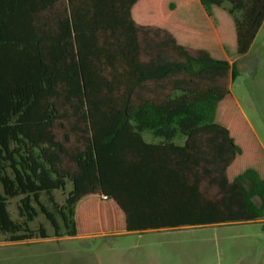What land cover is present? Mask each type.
Listing matches in <instances>:
<instances>
[{"label":"trees","instance_id":"1","mask_svg":"<svg viewBox=\"0 0 264 264\" xmlns=\"http://www.w3.org/2000/svg\"><path fill=\"white\" fill-rule=\"evenodd\" d=\"M139 1L10 0L11 19L24 23L11 30L19 66L0 96V234L8 241L50 237L29 226L39 213L52 237L264 219V153L227 83L238 74L230 58L247 54L264 20V0H198L211 18L227 4L229 59L188 49L163 28L165 8L189 0L150 1L147 17L161 25L142 17L147 0L132 13ZM57 127L67 128L62 139ZM143 131L161 142H145ZM69 132L75 144L66 145ZM67 184L58 203L53 192Z\"/></svg>","mask_w":264,"mask_h":264},{"label":"rangeland","instance_id":"2","mask_svg":"<svg viewBox=\"0 0 264 264\" xmlns=\"http://www.w3.org/2000/svg\"><path fill=\"white\" fill-rule=\"evenodd\" d=\"M150 1L141 8L142 17L149 23L163 24L159 17H147L145 9ZM247 53L245 65L251 75L238 73L229 87L264 145V21ZM65 130L55 129L58 139L63 138ZM142 135L160 139L149 131H143ZM75 141L76 135L69 132L66 145ZM69 188L67 184L65 191L55 190V201L63 202ZM214 191L210 190L209 194L213 195ZM17 199H10L8 204L13 219L17 218ZM41 200L51 208L44 195ZM40 224L50 237L36 238L29 243L3 244L8 240L0 234V264H264L263 220L71 237H52V227L41 213L29 226L37 228Z\"/></svg>","mask_w":264,"mask_h":264},{"label":"crops","instance_id":"3","mask_svg":"<svg viewBox=\"0 0 264 264\" xmlns=\"http://www.w3.org/2000/svg\"><path fill=\"white\" fill-rule=\"evenodd\" d=\"M141 3L142 0H140L134 5L132 9L133 14L136 6L140 5ZM9 5H10V0H0V96H3L4 92L5 94H8V88L10 83L9 81L10 70L11 67H14V62H16L17 68L19 66L20 45L18 42L16 44V48L12 47L13 49H11V43H12L11 30L12 31L16 30L17 32L21 27L20 23L21 22L24 23L23 21L24 18H21L20 15H17L16 19L14 18L15 23L13 22V19H11V15H10ZM163 14H164L163 28H165L168 32H170L179 44L185 46L188 49L191 48L192 50L197 49L198 47H202L207 49L210 52V54H213L215 56H224L229 59V54L227 52V49L225 48V43L226 44L228 43V49H229V41L232 43L234 39V29H233L232 18L230 15L227 14L226 10L223 7L214 8L213 18H211L205 14L198 0H189L187 3L185 2V3H181L180 5H177L173 10L172 9L170 10L169 8H165ZM201 23L207 25L209 30L205 32L201 31L199 29ZM261 26L258 29L249 47V50L252 47V44L256 39L258 32L261 29ZM11 54H13L12 59H11ZM15 54L17 55L16 61L14 57ZM247 54L244 57H246ZM244 57L239 58L238 56H233L232 58H230V63L233 62L236 63V69L238 70V73H243L244 75H248V74L251 75V73L249 72L250 70H247V67L245 65V61L247 57L246 58ZM233 80H231V72H229L227 77V83L231 96L234 99L235 104L239 109L240 113L242 114L243 118L247 122L255 140L257 141V143L259 144L260 148L264 153L263 143L257 136L256 132L254 131L250 123L248 122L239 104V101L234 96L231 86L229 87V84ZM141 136L143 140L147 143L157 144L161 142V139H155L150 136L144 137L142 133ZM183 141H184L183 137L173 139V142L175 144H183ZM262 220L264 221V219ZM262 220L257 219L255 221L258 222ZM249 222H254V221H249ZM239 223H246V222H239ZM180 227H185V226L148 229L145 231L170 230ZM114 233H118V232H114ZM119 233H141V232L139 230H131V231L123 230V231H119ZM98 234L103 235L109 233H98ZM79 236H84V235H79ZM32 241H36V238L31 239L29 241L27 240L17 241V242L8 241L6 243L4 242L3 244H15V243H25V242L29 243Z\"/></svg>","mask_w":264,"mask_h":264}]
</instances>
